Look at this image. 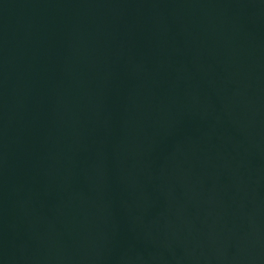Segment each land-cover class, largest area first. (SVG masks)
Listing matches in <instances>:
<instances>
[{
  "label": "water",
  "instance_id": "95a60500",
  "mask_svg": "<svg viewBox=\"0 0 264 264\" xmlns=\"http://www.w3.org/2000/svg\"><path fill=\"white\" fill-rule=\"evenodd\" d=\"M0 264H264V0H0Z\"/></svg>",
  "mask_w": 264,
  "mask_h": 264
}]
</instances>
